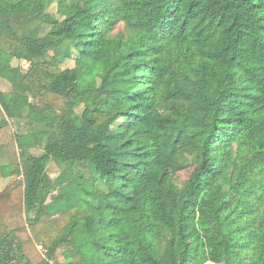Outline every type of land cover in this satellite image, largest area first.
I'll use <instances>...</instances> for the list:
<instances>
[{"label":"trees","instance_id":"1","mask_svg":"<svg viewBox=\"0 0 264 264\" xmlns=\"http://www.w3.org/2000/svg\"><path fill=\"white\" fill-rule=\"evenodd\" d=\"M0 78V264H264V0H0Z\"/></svg>","mask_w":264,"mask_h":264},{"label":"rangeland","instance_id":"2","mask_svg":"<svg viewBox=\"0 0 264 264\" xmlns=\"http://www.w3.org/2000/svg\"><path fill=\"white\" fill-rule=\"evenodd\" d=\"M49 10L51 12H56V10H57L56 5H52ZM120 28H122V26H120ZM13 64L14 65L22 64V66H27V63L24 61L18 62L16 60H14ZM73 66H74L73 60H68L63 65V67H65V68L73 67ZM0 89L11 95L13 105L16 109H21L23 107H26L27 112H28L30 117H32L36 120L39 119L41 112L37 108H35L29 104L28 96L20 94L18 92H13V86L8 80H6L4 78H0ZM42 151H43L42 148L33 149V153H35L37 155L42 153ZM62 170H63V168L60 165L56 164L55 162H51L48 166L49 175L51 176V178L53 180L56 179L61 174ZM2 174L3 175H0V221H1V216H2V220H3L2 214L7 212V209H8L7 206L13 200V193L10 192L9 186L14 179L19 178V177H7V175H4L3 170H2ZM189 174H190V169H186V170L179 172L177 175L178 183L180 185L183 184V182L188 179ZM112 198L115 199V195H112ZM98 215L99 214H97V216ZM61 220H63V219L61 218ZM40 246H41V244L36 242L37 249L43 254L45 252V249L41 248ZM206 264H216V263L208 262Z\"/></svg>","mask_w":264,"mask_h":264},{"label":"built area","instance_id":"3","mask_svg":"<svg viewBox=\"0 0 264 264\" xmlns=\"http://www.w3.org/2000/svg\"><path fill=\"white\" fill-rule=\"evenodd\" d=\"M42 248V246H40Z\"/></svg>","mask_w":264,"mask_h":264}]
</instances>
